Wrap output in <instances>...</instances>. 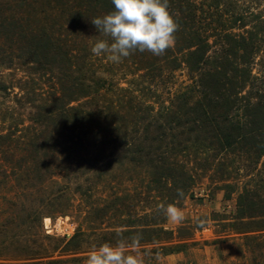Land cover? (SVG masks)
<instances>
[{"label":"rangeland","instance_id":"1","mask_svg":"<svg viewBox=\"0 0 264 264\" xmlns=\"http://www.w3.org/2000/svg\"><path fill=\"white\" fill-rule=\"evenodd\" d=\"M6 3L3 8L15 12L18 35L45 36L55 56L30 53L22 48L26 38L19 41L16 34L8 41L0 32V264L28 262L18 256L21 250L44 254L31 261L86 264L95 248L120 239L143 264H264L260 254L253 260L246 246L247 237L264 235V229L232 227L237 192L224 188L232 185L240 191L252 184L248 162L231 158L228 173H223L212 151L193 153L187 162L180 156L193 184L187 196L172 204L185 214L174 223L160 208L169 205L171 191L152 185L145 160L135 164L125 158L123 132L129 142L137 137L135 130L142 136L148 122H156L170 106L174 93L192 82L189 71L182 67L151 84L144 76L145 63L137 58L114 63L106 55H94L92 47L104 37L79 32L54 1L23 7ZM58 105L93 107L109 120L119 112L126 115L127 126L121 131L114 126L115 132L103 125L89 133L51 126L55 132L41 158L44 169L29 170L34 160L28 141L36 121L46 115L45 109ZM258 170L253 185L264 186V157ZM142 221H159L157 228L166 233L156 242L129 243L128 232ZM47 224L72 232H49ZM175 247L181 251L164 253Z\"/></svg>","mask_w":264,"mask_h":264},{"label":"trees","instance_id":"2","mask_svg":"<svg viewBox=\"0 0 264 264\" xmlns=\"http://www.w3.org/2000/svg\"><path fill=\"white\" fill-rule=\"evenodd\" d=\"M6 1L0 0V32H4L8 41H14L20 27L15 12L8 13L3 8ZM9 1L22 7L29 2L54 1L59 12L68 15L79 32L93 34L99 33L91 20L114 10L112 0ZM168 5L179 25L174 46L161 56L137 50L130 57L145 63L144 76L151 84L173 76L182 67L189 71L192 82L174 93L170 106L155 119L156 125L147 121L142 136L135 130L137 137L129 142L123 132L125 158L135 164L145 160L152 185L171 191L168 204L182 200L192 188L191 170L180 156L187 162L193 153L212 151V158L218 161L223 173H228L226 165L231 158L248 162L245 166L253 173L252 184L240 191L232 185L224 187L232 194L237 192L232 227L264 229V186L253 185V178L260 176L258 168L264 157V0H168ZM18 36L19 41L26 38L27 45L22 48H28L30 53L39 52L45 59L55 56L45 36L25 33ZM95 86L101 88L99 83ZM45 111L44 117L39 114L38 127L28 141L34 161L27 168L39 173L44 169L41 158L52 146L55 131L51 126L59 124L67 126L69 132L87 133L102 130L103 125L112 131L127 126L126 115L114 113V120H109L93 107L58 105ZM178 189L183 190V197L178 196ZM227 199H232V195ZM158 225L159 221L137 222L133 226L138 228L127 234L129 243L137 235L141 237L138 243L160 240L166 231L157 228ZM246 242L253 260L258 254L264 260V235L247 237ZM180 251L175 247L164 253ZM18 254L29 260L21 264H62L54 260L31 261L32 256L44 255L35 250H21Z\"/></svg>","mask_w":264,"mask_h":264},{"label":"clouds","instance_id":"3","mask_svg":"<svg viewBox=\"0 0 264 264\" xmlns=\"http://www.w3.org/2000/svg\"><path fill=\"white\" fill-rule=\"evenodd\" d=\"M112 4L113 11L91 20L104 37L92 47L94 55H106L109 61L119 63L137 50L161 56L174 46L179 25L169 11L168 0H112ZM177 193L184 196L182 189ZM160 208L174 223L185 219L184 212L175 205ZM117 236L122 237V233L117 232ZM140 239L139 235L132 237L137 246ZM130 247L124 239L114 245L104 243L89 253L86 264H143L138 255L129 251Z\"/></svg>","mask_w":264,"mask_h":264},{"label":"built area","instance_id":"4","mask_svg":"<svg viewBox=\"0 0 264 264\" xmlns=\"http://www.w3.org/2000/svg\"><path fill=\"white\" fill-rule=\"evenodd\" d=\"M46 227L48 228L49 232H61L63 235H69L72 231L70 227H51V225L47 224Z\"/></svg>","mask_w":264,"mask_h":264}]
</instances>
